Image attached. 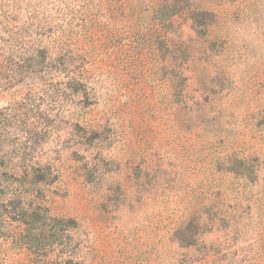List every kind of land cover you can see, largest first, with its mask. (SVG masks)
Masks as SVG:
<instances>
[{"label": "rangeland", "instance_id": "obj_1", "mask_svg": "<svg viewBox=\"0 0 264 264\" xmlns=\"http://www.w3.org/2000/svg\"><path fill=\"white\" fill-rule=\"evenodd\" d=\"M61 25L72 70L42 73ZM0 37L18 55L0 72L5 158L40 170L38 202L72 221L66 249L264 264V0H0ZM4 220L16 264L5 231L22 226Z\"/></svg>", "mask_w": 264, "mask_h": 264}, {"label": "trees", "instance_id": "obj_2", "mask_svg": "<svg viewBox=\"0 0 264 264\" xmlns=\"http://www.w3.org/2000/svg\"><path fill=\"white\" fill-rule=\"evenodd\" d=\"M5 14L6 26L10 24L11 30L9 31L7 27L3 29V32L10 36L16 32L12 29L16 21L12 18L11 12L8 11ZM33 18L29 17L30 20ZM16 29L22 31L21 37L25 32L28 33L23 25ZM69 30H71L70 27L61 25L52 46L44 41L46 44L38 47L37 50L42 56L40 63L42 73L53 71L58 74H68L71 72L74 61L64 46ZM9 48L11 46L5 49L3 43H0V72L11 64L16 67L12 59H17L18 55H14V51ZM52 48L55 50V55L51 52ZM60 58H63L62 62H59ZM44 65L46 67H43ZM5 142L4 135L0 133V227L4 221H7L4 220L5 217L10 220L14 218L12 221L22 226L11 236H8L9 232L5 231L4 239L8 241L7 238H9L10 242L14 243L13 248L16 252L14 255L24 252V258L16 264H73V261L77 264H85L81 254L77 255L76 249L68 250L64 247L63 239L67 235L63 234L68 232V226L72 221L60 219L58 223H65V225L63 228L57 227L54 223L55 218L50 215L49 209L43 203L38 202L39 186L46 184L43 175H40V170L33 164L20 169L6 161L5 157L9 147ZM4 251L6 250H1L0 255H3ZM0 264L5 263L0 260Z\"/></svg>", "mask_w": 264, "mask_h": 264}]
</instances>
